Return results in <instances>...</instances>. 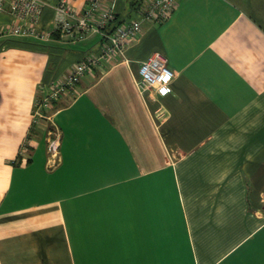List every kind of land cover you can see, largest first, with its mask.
I'll use <instances>...</instances> for the list:
<instances>
[{
  "label": "crops",
  "instance_id": "0c3cea01",
  "mask_svg": "<svg viewBox=\"0 0 264 264\" xmlns=\"http://www.w3.org/2000/svg\"><path fill=\"white\" fill-rule=\"evenodd\" d=\"M56 2L47 43L0 38V264H264V0H179L146 23L46 111L53 164L33 105L100 44L61 35ZM140 3L117 0L116 17ZM154 50L176 73L166 95L136 84Z\"/></svg>",
  "mask_w": 264,
  "mask_h": 264
},
{
  "label": "built area",
  "instance_id": "2783aa9c",
  "mask_svg": "<svg viewBox=\"0 0 264 264\" xmlns=\"http://www.w3.org/2000/svg\"><path fill=\"white\" fill-rule=\"evenodd\" d=\"M89 0L86 9L75 13L67 0H57L53 4L54 24L61 35L72 43L85 40L90 33H96L100 44L96 51H91L70 66L63 75L53 77L42 87L41 97L33 105L32 121L46 119L47 151L53 164L58 159L60 131L54 122L53 115L47 110L62 94L73 92L84 73L93 71L107 58L124 55L126 48L134 42L144 25L160 24L172 14L179 0H143L136 10L135 17L129 21L113 23L117 0ZM49 0H0V12H7L11 20L7 26L0 27V38L26 37L47 43L52 38V31L40 28V20ZM7 6V7H6ZM137 87L142 93L154 91L158 95L172 92V81L176 73L168 67L167 58L160 50H154L140 61ZM25 150V148H24ZM264 203V193L261 195Z\"/></svg>",
  "mask_w": 264,
  "mask_h": 264
},
{
  "label": "trees",
  "instance_id": "16d2710c",
  "mask_svg": "<svg viewBox=\"0 0 264 264\" xmlns=\"http://www.w3.org/2000/svg\"><path fill=\"white\" fill-rule=\"evenodd\" d=\"M141 6H142L141 3H140L139 5H137V9H138L139 7H141ZM121 21H122V20H119L117 17H115L114 20H113V23L110 24V25H108V27L106 28V30L110 29L111 26H112L114 23H119V22H121Z\"/></svg>",
  "mask_w": 264,
  "mask_h": 264
}]
</instances>
